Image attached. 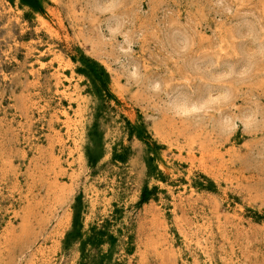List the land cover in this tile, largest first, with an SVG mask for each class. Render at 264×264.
Segmentation results:
<instances>
[{
  "label": "rangeland",
  "instance_id": "374dc122",
  "mask_svg": "<svg viewBox=\"0 0 264 264\" xmlns=\"http://www.w3.org/2000/svg\"><path fill=\"white\" fill-rule=\"evenodd\" d=\"M28 1L0 0V264H264V0Z\"/></svg>",
  "mask_w": 264,
  "mask_h": 264
},
{
  "label": "bare ground",
  "instance_id": "6f19581e",
  "mask_svg": "<svg viewBox=\"0 0 264 264\" xmlns=\"http://www.w3.org/2000/svg\"><path fill=\"white\" fill-rule=\"evenodd\" d=\"M50 51V50H49ZM51 52V51H50ZM57 77H60V76H58L57 75ZM69 95V94H68ZM173 103H174V108H177V110H181V111H187L190 107L191 108H195L196 107V104L194 105H189V104H184L183 102H180L179 100H174L173 101ZM197 105H200V104H197ZM64 114V116L65 117H67L68 116V114H67V112H64L63 113ZM71 122V121H70Z\"/></svg>",
  "mask_w": 264,
  "mask_h": 264
},
{
  "label": "trees",
  "instance_id": "16d2710c",
  "mask_svg": "<svg viewBox=\"0 0 264 264\" xmlns=\"http://www.w3.org/2000/svg\"><path fill=\"white\" fill-rule=\"evenodd\" d=\"M22 1L28 3L29 5H32V7H35V8L37 7L36 4H35V2L32 4V3L29 2L28 0H22Z\"/></svg>",
  "mask_w": 264,
  "mask_h": 264
}]
</instances>
